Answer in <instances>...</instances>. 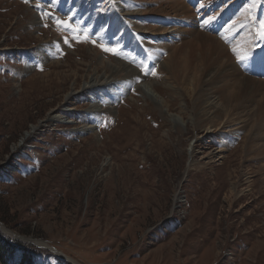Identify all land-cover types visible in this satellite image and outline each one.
<instances>
[{
    "label": "rangeland",
    "instance_id": "rangeland-1",
    "mask_svg": "<svg viewBox=\"0 0 264 264\" xmlns=\"http://www.w3.org/2000/svg\"><path fill=\"white\" fill-rule=\"evenodd\" d=\"M135 1L0 0V264H68L50 245L80 264H264V105L244 88L233 109L249 124L203 133L205 98L226 108L231 74H204L201 93L183 91L153 55L163 47L117 8ZM184 1L192 21L155 20L217 36L256 73L236 61L244 74L264 79L263 0H226L238 15L222 31L202 9L224 0ZM131 35L152 67L135 44L123 47ZM101 61L130 64L136 78L98 71ZM222 148L225 158L190 170L193 157Z\"/></svg>",
    "mask_w": 264,
    "mask_h": 264
},
{
    "label": "bare ground",
    "instance_id": "bare-ground-1",
    "mask_svg": "<svg viewBox=\"0 0 264 264\" xmlns=\"http://www.w3.org/2000/svg\"><path fill=\"white\" fill-rule=\"evenodd\" d=\"M156 1H158L161 8L159 9H155V8L146 9V7L142 8V6H145L144 5L145 2L138 0L135 1L137 4L135 5L134 8L130 7L131 4L134 6L132 2H127V3L125 2V4L121 2V4L119 5L120 8L119 6L117 8L121 11L122 17L124 16L127 22L131 21L133 25L137 28L138 32L142 34V38L144 37L145 41L151 44L153 48L154 46L157 47L159 45V47H163L162 50L164 52L167 51V54L169 52V56L164 59L161 56L162 50L160 52L158 51L155 52L153 49V55L156 57L158 61H160V68L161 69L165 68L170 73L169 78L175 79L176 84L180 86V88H182L183 91L187 90L188 88L187 85H189L190 83V86H192L194 90L193 93L195 94L196 92L201 93L199 90L203 87V83H204L203 76H205L204 74H206V82L214 71H217L215 72L217 74L222 73L221 75H224L223 73L227 74L228 76L231 74L230 76L231 78H229L231 82L226 81L227 82L226 108L221 107V103L219 102V100L215 95L213 96L210 94L211 96L209 98H205L206 99L204 101L205 111L204 113L201 112V115L198 118L200 122L207 121V125L203 127L204 128L203 133L207 134V136H210L213 135L216 130L217 131L225 130V131L234 132L240 129H244L245 126L249 124L248 118H246L245 115H241L240 117L236 116L235 111L233 109L234 102L239 98L238 96L239 93L240 95L243 94L242 90L244 88L252 89V87H254L255 90H253V93L251 94L253 95V97H251V100L252 101L259 100L260 107H262L264 105V79H254L244 74L241 68L236 63L238 59L244 56L236 58L235 61L233 56L228 51L227 48L228 46H226L222 42V40L220 41V39L217 36H213V34L211 35L210 33H206L204 31H199L198 29L195 28H187L184 26L173 25L171 27H167V26L164 27L162 26V23H158V19L155 20L154 18L156 17L155 15H162V16L178 18V19L190 18L191 19L190 21H192L193 18L195 19V15H194L195 10L193 13V10L189 7L186 1L177 0L172 2L171 0H167V3L163 2L162 0H156ZM201 2H202L201 0H194V3L197 4L199 7ZM222 6L223 4L220 5V7ZM224 6L226 8L214 7L210 9L209 8L202 9L206 14V21H208V23H213V21L214 22L224 21L225 20L224 15L227 16L228 13H230L234 9L231 6H226V0H224ZM218 12H221L222 14L216 17L213 16ZM242 12L245 13V11L243 10ZM234 13L235 12H233V14ZM202 18L205 19V16L203 15ZM118 27H120L119 24L113 26V29L115 30L116 34L120 33V29ZM152 37H154L157 40V44L155 45L152 44L151 42ZM174 37L180 38L182 43L181 41L180 43L179 41L178 42L174 41L173 39ZM111 38H113V41H116L115 37L112 36ZM99 58L101 59V57ZM128 65L125 62L124 63L119 62L117 63V65L116 64L113 65L107 63L106 61H101L100 64L96 66V70L99 71L100 68H104L107 72L110 73L115 72L117 75H120V77H123L125 75V78L128 77L131 80L136 78L137 70L133 67H129ZM207 88H208L207 86L204 87V89L208 90ZM68 97L72 98L73 94L69 95ZM245 97L246 96H244V98ZM216 110L217 112H220L223 115V121L218 125L213 123L209 124L208 123L210 121L209 119H211L209 115H211V113L215 112ZM173 122L176 124L178 123L175 120ZM225 150L226 149L222 148L208 153L205 156V159L202 163L198 162L199 159L197 160L195 157H193L189 165L190 170L207 166L208 164L211 163L212 160L215 159L220 161L221 159L225 158V154H224ZM248 182L250 181H247V183ZM233 190L235 191L236 198L240 197L244 193V190H239L237 188V185H235ZM34 242L37 245L42 246L44 248L47 247V244L45 242L37 241V240H34ZM55 253L57 252L55 251ZM57 256L62 261L68 264H80L71 257H68L67 255H64L60 252L57 253Z\"/></svg>",
    "mask_w": 264,
    "mask_h": 264
},
{
    "label": "water",
    "instance_id": "water-1",
    "mask_svg": "<svg viewBox=\"0 0 264 264\" xmlns=\"http://www.w3.org/2000/svg\"><path fill=\"white\" fill-rule=\"evenodd\" d=\"M0 225L3 226V227L5 228V225H4L2 222H0ZM3 227H2V228H3ZM5 231H6V230H5ZM8 231H9V230H8ZM9 233H10V234L12 233L13 236L16 237V238H20L19 236H17L15 233H13V232H11V231H9ZM45 242H46V241H45ZM46 243H47V242H46ZM37 246H38V245H37ZM39 247H40V246H39ZM47 249H49V250H53L54 248L50 245V246L47 247ZM54 251H56V252L58 253L57 249L54 250Z\"/></svg>",
    "mask_w": 264,
    "mask_h": 264
},
{
    "label": "snow or ice",
    "instance_id": "snow-or-ice-1",
    "mask_svg": "<svg viewBox=\"0 0 264 264\" xmlns=\"http://www.w3.org/2000/svg\"><path fill=\"white\" fill-rule=\"evenodd\" d=\"M261 36H262V37H264V31H262V32H261ZM241 59H244V58H243V57H241ZM146 74H148V73H146ZM151 74H153V75H154L155 73H154V72H151Z\"/></svg>",
    "mask_w": 264,
    "mask_h": 264
},
{
    "label": "trees",
    "instance_id": "trees-1",
    "mask_svg": "<svg viewBox=\"0 0 264 264\" xmlns=\"http://www.w3.org/2000/svg\"><path fill=\"white\" fill-rule=\"evenodd\" d=\"M2 249V248H1ZM1 251V250H0ZM3 258V257H2Z\"/></svg>",
    "mask_w": 264,
    "mask_h": 264
}]
</instances>
